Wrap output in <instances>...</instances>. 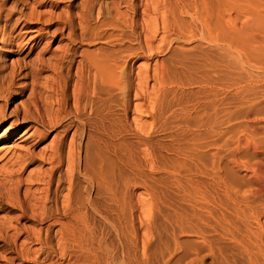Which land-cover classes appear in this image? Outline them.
<instances>
[{
	"label": "rangeland",
	"instance_id": "obj_1",
	"mask_svg": "<svg viewBox=\"0 0 264 264\" xmlns=\"http://www.w3.org/2000/svg\"><path fill=\"white\" fill-rule=\"evenodd\" d=\"M142 1L0 0V108L11 116L0 126V264H8L6 258L13 256V243L5 244L3 239L14 232L13 225L25 229L17 245L39 228L42 235L40 246L27 244L37 249L36 261L16 264H53V259L54 264H70L56 247L60 222L50 227L46 240L44 229L52 220L38 222L31 217L24 197L28 188L37 194L42 182L39 169L48 166L40 159L54 134L65 128L67 141L74 133L77 168L81 149L88 144L94 161L111 181L114 195L121 196L124 181L129 185L131 243L117 230L124 218L111 196L90 188L78 174L74 177V191L91 203L87 213L108 249L110 264H244L235 245L222 239L215 221L195 207L178 185L187 189L192 179L210 191L212 178L199 171H208L215 153L227 152L226 147L222 150L226 142L229 149L234 141L264 136V0H211L209 32L179 11L184 0H168L170 36L164 38L157 22L151 32L155 34L151 52L141 36ZM131 2L136 4L135 12ZM152 16L150 11L145 18L152 20ZM245 21H250L245 24L248 27ZM81 55L94 65L91 79L97 73L98 82L110 92L92 95L90 107L82 101L77 113L71 89ZM54 64L66 83L65 109L71 115L53 128L47 126L46 138L33 144L40 121L31 92L36 86L48 96L46 105L50 106L52 97L45 82L53 77ZM241 77H248L247 81ZM43 107L39 101L37 108ZM215 110L218 123L210 128L208 117H215ZM24 111L29 117L21 120ZM29 150L37 160L28 162L22 171L14 161L23 152L28 157ZM238 151L244 159L252 157L246 147ZM204 163H210L209 167ZM14 169L23 181L19 189L22 207L10 194L13 184L8 172ZM236 175L244 178L245 172ZM63 178L66 187L68 180ZM56 179L57 172L52 192ZM51 200L47 207L53 208L56 202ZM209 209L214 216L222 211L216 205Z\"/></svg>",
	"mask_w": 264,
	"mask_h": 264
},
{
	"label": "bare ground",
	"instance_id": "obj_2",
	"mask_svg": "<svg viewBox=\"0 0 264 264\" xmlns=\"http://www.w3.org/2000/svg\"><path fill=\"white\" fill-rule=\"evenodd\" d=\"M212 4L213 1L211 0H184L182 2V6L179 8V11L191 17L193 21L198 24L203 30L209 32L211 28L210 11L212 9ZM131 6L135 12L136 4L133 5L131 2ZM141 6V15L144 19L143 28L141 30L143 46L146 50H149L151 52V50H153L152 42L155 39V34H151V32L153 30V27L157 25V22H159L162 26L164 38L170 36L168 34H170L169 30L172 28V23L168 18V15L171 14V9L169 7L168 0H144L141 2ZM150 11L153 15L152 20L149 18H145V16H147ZM227 16L231 25L235 26V22L231 18L230 14H228ZM247 23L248 21H245L244 25ZM249 23L247 25H249ZM251 24L253 23L251 22ZM244 25L243 27L246 26ZM69 56L73 55L70 53ZM85 58L86 57H84V55H81V58L78 60L79 63L76 70V78L71 89L73 103L72 105L77 110V113L80 111L79 104L82 101L85 106L90 107L89 103L93 96L101 94H104L106 96L110 92L107 86H102L101 82H98V76L96 75L97 73L95 67L94 73L96 74H94L92 81L90 69L94 65L92 64V61L88 58V56L87 59ZM56 65L54 64L53 66V77L50 79H46L45 82V89L48 90V92L50 93V97H52V103H50V106L46 105L48 96L38 92L36 90V86H34L31 92L32 102L35 106L34 108L37 111V115L40 121V128H37V130L34 132L36 140H34L33 144L46 138V132L49 129H47V126L53 128L55 125L69 118V116L71 115V112L65 109L67 103L66 94L64 91L66 83L64 82L63 85L61 81L62 74H60V70ZM212 68H214V66ZM160 73L161 72L158 71V74ZM244 78L242 80H244ZM247 78L248 77L245 78L246 81ZM239 81L240 83H244L243 81L241 82V80ZM240 83H238V85ZM236 85L237 84H235V86ZM134 89H136L137 93L138 89ZM39 101H41L42 104L45 105V108L43 107L42 110L40 108H37ZM217 110L214 111L215 117H208V126L210 128H213L215 124L218 123L216 119V115H219L218 113H216ZM27 114L28 112L24 111V115L22 116L21 120H25L26 118H28L29 116ZM76 114L73 117L77 118L78 121V117ZM9 117L11 116L8 115L2 108H0V126L4 122H6ZM140 129L141 128H139L138 130ZM68 133V128H65L61 133H55L50 142L47 144L49 146L45 148V153H42L43 155L40 159L43 164H46V166L48 165L45 168L42 167L39 169V174L41 175L39 180L42 181L41 185H38L37 194L29 191L30 188H28L26 191L24 190V197L29 201V212L31 217L33 216V218L38 222L52 220L50 221L51 223L47 224V226H45L46 228L44 229L46 233L44 237L46 240L48 239L49 234H51L49 233V231L51 230L50 227H52V225H55L57 222H60V225L58 224L60 226L59 230L57 229L60 232V237L59 241H56V247L58 248L60 254L59 256L68 259L70 264L72 260L74 264H110L112 262L108 261L106 256L108 249L103 245V239L96 235L94 226L93 224H91L89 214L87 213L88 208L91 209V203L89 201H84L79 191H74V177L76 176V174H78L80 178L85 180L90 188H99L105 194L111 196L112 200L116 203L119 211L124 218L123 224L118 228L114 222H111V226L113 228L116 226L117 230L124 235L126 242L131 243L130 240L132 238L133 230L131 216L129 213L131 204V197L128 192L129 185L128 182L124 181V187L121 191V196L114 195L111 181L109 180V178H107L105 172L96 164V161H94V154L93 152L88 151V144L83 146V148L81 149V155L82 153L83 155L80 158L81 164L77 168L76 155L73 147L74 133L70 137V140L67 141ZM250 139H240L234 141L233 147L229 149L228 147L230 145H228L227 142L225 146H222V144V150L223 147H226L227 152L223 150L225 154H222L219 153L221 152V150H218L219 152L215 151V157H213L215 160L212 162L210 167L209 164L211 162L206 163L208 166L204 163L207 167H209L208 171L205 170V172H203L204 170L201 169L199 172L205 174L206 178L207 176L212 178L210 191L205 189V184L203 185L204 187L202 186V184H199V182L194 184L192 179L189 181V188L186 189L182 183H179L178 186L181 193L185 194L189 198V201H191L195 207H198L201 210L205 211L206 214L215 221V223L213 224H215L216 227L220 229V233H222L223 236L222 239H227L231 242V245H235V248L237 250L235 252L238 253L239 256H241L244 264H264V136L252 138L251 140ZM216 144L218 145V143ZM242 146L244 148L246 147L247 150H251L253 157H251L252 159L249 157V160H247L244 159L245 157L239 156L240 152L238 151V149ZM24 156L25 155L23 152V157H16L17 160L14 161L22 171L25 168V165L27 166L28 162L37 160L36 155L32 151L28 153V157L24 158ZM64 161L66 162L65 168H63V165L65 163ZM238 171H244L245 177L239 178L236 175V172ZM19 172L15 171V169L12 171L9 170L8 176L10 178V181H12L11 183L13 184L10 193L11 197L15 199L18 206L22 207V199L19 196V189L23 184V181ZM56 172L58 173V179H56L55 189L52 192V185L55 181L54 175ZM63 177H66V179L68 180V183H66V187L63 186L65 179ZM62 190H66V192L62 194ZM57 197H59L60 199V206L57 203ZM51 199L56 202V205L53 208L47 207V203L49 201H52ZM212 205L214 207L216 205L220 208V210H222L219 215L214 216L212 211H210L211 209H209V206L212 207ZM21 214H26L25 208H22ZM62 216H66L68 218L70 217L71 221H59V217ZM104 219L106 218L104 217ZM214 227L212 226V228ZM12 228L14 232L11 235L9 234L4 236L3 238L5 240V244L13 243L11 247L13 256L6 258V262L8 264H16L15 261H18L20 263L22 261H36L37 255L34 256L33 253L37 249L32 250L29 246H27V244H30V242H34L38 244V246H40L39 243H42L40 228L34 232L32 231L34 233L33 236H30V234H28L26 239L21 241L19 245H17V238L19 237V235L21 236V230L23 229L20 230L18 226L14 225ZM10 230L12 231L11 228ZM43 245H45V243ZM40 249L42 248H39L38 250ZM52 261V263L54 264V259Z\"/></svg>",
	"mask_w": 264,
	"mask_h": 264
}]
</instances>
